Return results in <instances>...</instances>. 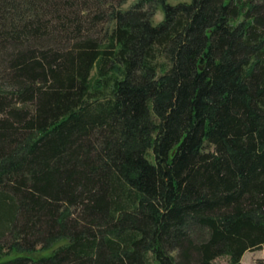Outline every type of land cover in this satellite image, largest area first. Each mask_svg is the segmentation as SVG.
<instances>
[{"label":"trees","instance_id":"16d2710c","mask_svg":"<svg viewBox=\"0 0 264 264\" xmlns=\"http://www.w3.org/2000/svg\"><path fill=\"white\" fill-rule=\"evenodd\" d=\"M125 1L0 0V264L264 248V0Z\"/></svg>","mask_w":264,"mask_h":264},{"label":"rangeland","instance_id":"374dc122","mask_svg":"<svg viewBox=\"0 0 264 264\" xmlns=\"http://www.w3.org/2000/svg\"><path fill=\"white\" fill-rule=\"evenodd\" d=\"M137 0H126L122 4L123 9H128L131 7ZM191 0H168L169 3L171 4H177L179 2H190ZM163 18V11L160 8L157 13L154 16L155 22L160 21ZM264 261V248H257L253 250H248L243 258H242V263L243 264H254L256 261ZM217 264H230L229 260L227 257H220L216 259Z\"/></svg>","mask_w":264,"mask_h":264}]
</instances>
